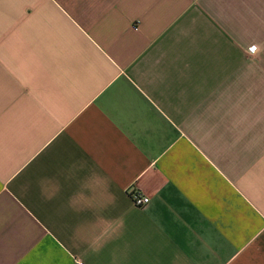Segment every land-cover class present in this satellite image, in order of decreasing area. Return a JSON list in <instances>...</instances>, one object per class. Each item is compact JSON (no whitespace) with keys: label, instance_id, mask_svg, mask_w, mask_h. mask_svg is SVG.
<instances>
[{"label":"crops","instance_id":"crops-1","mask_svg":"<svg viewBox=\"0 0 264 264\" xmlns=\"http://www.w3.org/2000/svg\"><path fill=\"white\" fill-rule=\"evenodd\" d=\"M0 264H264V0H0Z\"/></svg>","mask_w":264,"mask_h":264},{"label":"built area","instance_id":"built-area-1","mask_svg":"<svg viewBox=\"0 0 264 264\" xmlns=\"http://www.w3.org/2000/svg\"><path fill=\"white\" fill-rule=\"evenodd\" d=\"M128 194L132 204L136 207H142L149 203V198L145 195L140 194L133 187L128 190Z\"/></svg>","mask_w":264,"mask_h":264}]
</instances>
